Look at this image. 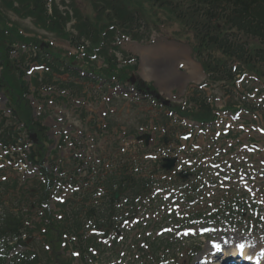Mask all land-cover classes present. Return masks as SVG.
Wrapping results in <instances>:
<instances>
[{"label":"trees","instance_id":"1","mask_svg":"<svg viewBox=\"0 0 264 264\" xmlns=\"http://www.w3.org/2000/svg\"><path fill=\"white\" fill-rule=\"evenodd\" d=\"M18 3L17 13L23 12L39 20L44 16L43 0H18ZM7 6L11 7V4ZM183 8L187 9V13L201 11V17H206L208 21L212 18L224 17V22L218 29L208 23L203 27L204 33L196 31L197 37L199 38V34H202V37L199 38V43H195L197 44L195 46L200 55L205 57L204 61L213 68V74L219 70L223 80L226 77L230 78V64L236 61L240 67L246 68L258 80L264 78V0H186ZM218 10L222 14L218 13ZM127 14V10L124 9L123 18H126ZM123 18L120 20L122 21ZM0 23L1 27L6 28L1 14ZM61 26V23H57L56 29H60ZM211 27L215 29L216 33H212ZM234 30L236 34L233 33ZM84 32L90 33L89 29ZM11 41L9 43H13ZM234 41L243 44H235ZM5 45L0 47L1 55H7V52L10 51V48H6ZM10 64L5 62L4 65L7 70H9L7 67ZM240 67H237L236 70L240 71ZM21 89L25 93L24 83H22ZM113 179L116 177H112ZM115 183L119 187L124 186L125 188H134L137 184L134 177L124 175L117 177ZM25 194L27 193L25 192ZM9 216V224L4 223L0 217V227L3 226L1 230L4 229L9 233L16 234L21 227L20 221L23 220V215L18 213L9 214ZM68 222L69 218L63 217L58 220V224L50 223L47 238L52 241L54 240L53 233L59 232L61 234L70 231L71 224L68 225ZM60 234L55 240L56 248ZM78 244H81L80 240H78Z\"/></svg>","mask_w":264,"mask_h":264},{"label":"rangeland","instance_id":"2","mask_svg":"<svg viewBox=\"0 0 264 264\" xmlns=\"http://www.w3.org/2000/svg\"><path fill=\"white\" fill-rule=\"evenodd\" d=\"M75 2L78 4V2H82V0H75ZM21 26H25L29 30L33 29L28 21L22 22ZM15 27H16V23L13 21V28H15ZM44 40H43V42H45ZM116 120L119 122V125L121 127H127L128 126L129 119H128L127 116L125 118H123L122 116L116 117ZM121 124H123V125H121ZM224 224H225L224 227H219V228L215 229L214 234L217 236L216 238L220 241L223 237L235 236L236 240L239 243H244L247 246L249 251L253 253V257L254 258L262 259L263 264H264V247H261V239L259 237H256V236L250 234V232L242 233L240 228L236 229L234 227L235 224H233V227H232V222H230V221H226V223H224ZM230 228H232L233 230H230ZM199 233H200V231L193 230L191 233H189V235H196V234H199ZM219 234H220V236H219ZM256 235L262 236L261 233L256 234ZM180 236L181 237L183 236V232L180 233ZM207 252H209V249L207 247L203 248L202 253L200 255H198L196 258H194L192 263H187V260H186L185 256L181 257V256L178 255V256H176L174 258L175 261L174 262H170V264H197L198 263V259L202 255H204V253H207Z\"/></svg>","mask_w":264,"mask_h":264},{"label":"bare ground","instance_id":"3","mask_svg":"<svg viewBox=\"0 0 264 264\" xmlns=\"http://www.w3.org/2000/svg\"><path fill=\"white\" fill-rule=\"evenodd\" d=\"M136 51L138 53H143V59L146 61L150 62H155V63H160L157 66L154 67V73L152 76L154 78H160L161 76L165 75V71L169 65V62L173 63L175 59L171 60L174 58V56H179L182 58L183 55L187 57L188 53H185V48L173 45V44H159L155 49L150 50V51H145L143 48H137ZM188 62L189 59L186 58ZM190 64L194 67L189 74H180V78L178 76L175 77L176 81H181L180 84H184L185 82L188 81H194L195 79H200L197 77V73L201 76V71L200 69L193 63L190 62ZM167 72V71H166Z\"/></svg>","mask_w":264,"mask_h":264}]
</instances>
